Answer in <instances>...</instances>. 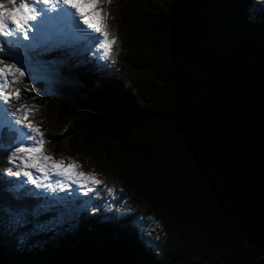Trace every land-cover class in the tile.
<instances>
[{
	"label": "trees",
	"instance_id": "16d2710c",
	"mask_svg": "<svg viewBox=\"0 0 264 264\" xmlns=\"http://www.w3.org/2000/svg\"><path fill=\"white\" fill-rule=\"evenodd\" d=\"M103 22L113 63L70 55L31 117L100 179L95 211L9 175L0 126V264H264V0H107Z\"/></svg>",
	"mask_w": 264,
	"mask_h": 264
},
{
	"label": "snow or ice",
	"instance_id": "6c2138e0",
	"mask_svg": "<svg viewBox=\"0 0 264 264\" xmlns=\"http://www.w3.org/2000/svg\"><path fill=\"white\" fill-rule=\"evenodd\" d=\"M96 4L97 0H18V2L17 0H0V36L23 37L24 41H28L29 32L35 28L37 33H33L32 38L36 41V47L47 49L49 47L48 42L38 37L41 27L61 19L70 20L72 10H75L76 16L84 25L101 34L98 47L103 48L107 53L110 45L114 42V38L113 40L107 39L108 33L100 27V21L92 15V12L96 10ZM61 5L64 7H60ZM50 13H55V15H50ZM3 51L4 49L0 48V52ZM11 59H15V57H11ZM17 63L6 65L0 59V98L5 104L9 101L10 95L12 98H18L16 94H9L5 90V77H13V82H15V74L19 73L21 77L25 74L22 66L18 67ZM28 90L30 89L25 91ZM28 107L34 106H25V109ZM12 115L16 118V124H19L23 130L21 131L23 139L33 143L25 144L22 141H17L18 146L11 148L8 160L10 162L20 161V163L17 164L16 171H13L12 168L7 169L9 175L26 177L33 184L36 183V180L32 174V169L41 173L55 171L58 175L73 179V182H75V177L83 178L88 175L83 172L74 173L71 171V165L65 167L62 161H55L50 156L43 155L39 150L38 138L42 135L39 128L31 121L22 120L19 110L13 111ZM49 161L52 162L48 163ZM92 183H100V181L92 178Z\"/></svg>",
	"mask_w": 264,
	"mask_h": 264
},
{
	"label": "rangeland",
	"instance_id": "374dc122",
	"mask_svg": "<svg viewBox=\"0 0 264 264\" xmlns=\"http://www.w3.org/2000/svg\"><path fill=\"white\" fill-rule=\"evenodd\" d=\"M18 2V0H17ZM105 4L104 0H97V4L95 5L96 10L93 11L92 15L97 18L98 21L101 23V19L103 17V5ZM86 34V32H85ZM90 39V38H89ZM91 42H88L86 46H84V50H91L97 54V60H100L101 62H107V64H112L115 58L116 49L113 48L114 45H110L109 51L105 53L103 48L98 47L101 36L97 35V33L94 31V35L91 37ZM30 42V41H29ZM53 47V46H52ZM55 49V48H54ZM44 50V48H43ZM57 50V49H55ZM35 55V54H34ZM5 59L3 62L8 63H16L12 61L10 58L9 53H4ZM18 67H21L17 63ZM22 70L24 71V76L21 77L20 83H17L18 85L12 86L10 83V78L7 77L8 82L10 84L9 91L7 93L9 94H16L18 98H14V104L15 108L6 110L3 106H1L0 109V124H13L11 123L12 118V112L19 110L20 118L22 120H26L27 117L30 116H38L41 114V99L44 96H48L52 93H55L58 90L66 89L70 85L74 83V77L71 73H65L60 66H57L54 70L50 69L49 67L42 65V67H35L33 70L27 69L25 66H22ZM40 72V73H39ZM33 77L36 78V81H42L43 87L40 92L35 93L34 89V83L29 82V78ZM26 89H30L28 91H25ZM19 90V91H18ZM11 96V95H10ZM3 101V100H2ZM3 104V103H1ZM25 106H34V107H28L25 109ZM13 110V111H12ZM12 111V112H11ZM11 116V117H10ZM30 119V118H27ZM37 127V124H35ZM14 129H17L18 131L21 130V126L19 124H14ZM23 137L20 135L18 137V140H21ZM39 140V150L43 155L50 156L48 147L46 144L42 143V137L40 136L38 138ZM66 145L65 141H63V146ZM51 157V156H50ZM52 161H49L48 163H51ZM17 163H20L18 161ZM71 165V171L74 173L78 172L77 169V163L73 159H69V162L63 166L67 167ZM32 174L34 176V179L36 180V184L39 186V190L43 193H48L50 196V200H54L55 203L63 204V196L62 192H65L69 187H72L74 191L79 190V187L85 186L86 190H79L80 193H86L88 189L95 188L97 183H92L93 176H86L83 178L75 177V182H73V179H69L65 176H63V181L56 182V178L59 176L55 171L50 172H37L36 170L32 169ZM19 178H22L23 180H27L26 177L19 176ZM76 186V187H75ZM75 197V195H74ZM90 198L85 197V199H82V204L78 205L76 208L78 209H90Z\"/></svg>",
	"mask_w": 264,
	"mask_h": 264
},
{
	"label": "bare ground",
	"instance_id": "6f19581e",
	"mask_svg": "<svg viewBox=\"0 0 264 264\" xmlns=\"http://www.w3.org/2000/svg\"><path fill=\"white\" fill-rule=\"evenodd\" d=\"M0 57H2V58H4L5 59V56H4V53L3 52H1L0 53ZM11 58V57H10ZM3 59V60H4ZM12 63V62H11ZM10 62H8V63H5L4 62V64H11ZM40 73V72H39ZM10 78V83H11V85L12 86H15V85H18L17 83H20V79H21V76L19 75V73H17V74H15V77H14V80H15V82H13V77H9ZM1 103H3V104H1ZM1 106H3L4 108H7V109H12V108H15V104H14V102H7V104H5V102L4 101H0V107ZM12 112V111H11ZM11 117V116H10ZM80 172V171H79Z\"/></svg>",
	"mask_w": 264,
	"mask_h": 264
}]
</instances>
